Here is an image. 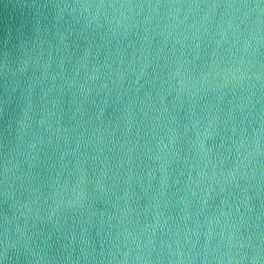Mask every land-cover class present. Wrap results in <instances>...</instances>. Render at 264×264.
I'll return each instance as SVG.
<instances>
[{
    "label": "water",
    "instance_id": "95a60500",
    "mask_svg": "<svg viewBox=\"0 0 264 264\" xmlns=\"http://www.w3.org/2000/svg\"><path fill=\"white\" fill-rule=\"evenodd\" d=\"M0 264H264V0H0Z\"/></svg>",
    "mask_w": 264,
    "mask_h": 264
}]
</instances>
